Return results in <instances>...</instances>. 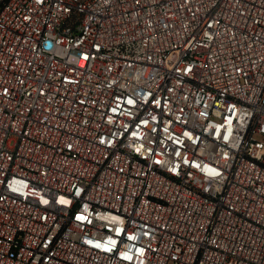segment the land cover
<instances>
[{"label": "built area", "instance_id": "built-area-1", "mask_svg": "<svg viewBox=\"0 0 264 264\" xmlns=\"http://www.w3.org/2000/svg\"><path fill=\"white\" fill-rule=\"evenodd\" d=\"M0 264H264V0H0Z\"/></svg>", "mask_w": 264, "mask_h": 264}]
</instances>
